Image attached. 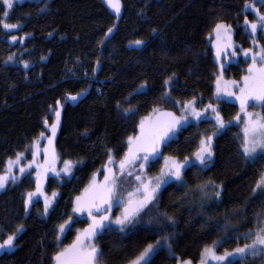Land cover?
Instances as JSON below:
<instances>
[{"label":"trees","instance_id":"obj_1","mask_svg":"<svg viewBox=\"0 0 264 264\" xmlns=\"http://www.w3.org/2000/svg\"><path fill=\"white\" fill-rule=\"evenodd\" d=\"M121 4L122 15L116 21L103 0H49L42 13L40 2L23 0L14 5L6 21L19 23L20 27L0 30V172L9 157L25 151L26 145L41 138V132L46 134L45 129L56 119L49 106L54 109L57 100L61 115L56 149L62 159L84 161L71 180L61 185L54 178L49 180V190L58 188L61 195L47 217L42 214L41 201L35 202L29 213L24 211L25 194L36 186L33 174L25 176L22 182L9 184L0 193V229L4 230L0 241L6 238V233L23 225L16 241L18 246L0 254V264H51L50 256L72 243L76 229L86 227L87 219L73 224L59 244L57 226L72 214L73 198L107 162L106 149H113L118 160L126 148L127 136L136 131L140 116L148 115L154 105L161 110H177L172 103L159 99L167 76L175 73L178 77L172 88L173 98L199 99L202 94L201 106L213 101L218 66L208 34L216 22L230 24L235 30V41L244 48L251 46V37L242 23L245 16L255 19L244 13L245 0H121ZM114 23L118 27L105 38L104 32ZM152 28L158 29L159 35L153 34ZM25 33L31 35L23 41L8 40L12 35L20 37ZM101 39L105 40L103 45ZM137 39L147 43L140 47L130 44ZM12 53L15 63L5 64ZM21 61H29L28 68ZM237 72L233 73L239 78ZM143 82L148 84L146 93L135 95L134 90ZM81 89L87 91L77 100L66 99L68 93L74 95ZM130 93L125 103L123 98ZM117 101H121V107H117ZM219 105L225 120L239 111L233 103L222 101ZM129 106L139 107V111L133 116L122 115L121 109ZM45 119L48 125L44 124ZM214 131L211 120L191 124L163 148V153L182 159L194 151L199 133ZM240 133L241 126L233 124L215 137V166L201 174V179L224 182L223 203L219 207L213 204L202 209L198 193L184 199L187 186L175 183L166 186L161 193L160 208H167L174 216L175 227L155 234L139 231L126 238L105 233L97 243L106 254H111L106 264H125V253L133 255L137 244L142 247L168 234H174L171 243L178 255L198 261L205 244L222 239L223 217L245 207L246 212L231 218L232 226L241 233L252 228V213L260 209L264 198L257 197L247 205L245 200L251 192L249 182L255 178L254 168L264 167V157L254 166L247 164L236 152ZM162 164L163 157L148 172L157 174ZM185 176L189 184L195 183L193 170ZM154 215L146 213L143 219ZM206 216L216 221L215 226L205 224ZM244 219L249 222L243 223ZM250 242V239L225 240L216 251L222 254L225 249L231 251ZM152 264H175V260L167 249H161ZM235 264H264V255H249Z\"/></svg>","mask_w":264,"mask_h":264},{"label":"snow or ice","instance_id":"obj_2","mask_svg":"<svg viewBox=\"0 0 264 264\" xmlns=\"http://www.w3.org/2000/svg\"><path fill=\"white\" fill-rule=\"evenodd\" d=\"M41 3L39 11L42 13L47 9L48 0H37ZM16 0H0V30L18 29L19 23H7L11 10L14 8ZM106 3L115 10L117 14L121 12V0H106ZM257 4L264 8V0H255V3H249L245 0V10H253L256 19L249 21L248 17L244 18L246 34L255 36L257 33L264 35V12L257 8ZM118 27L113 24L104 32V37L108 38L110 34ZM250 30V31H249ZM151 32L159 35L158 29L152 28ZM232 26L223 21L215 23L209 36L213 34L218 38L212 41L215 48V62L219 64L220 74L215 79V92L213 98L217 101H225L226 103L238 101L240 110L235 117L225 120L220 112V105L216 103H207L203 107H197L203 96H193L191 99L179 100L172 96V88L178 79L175 73L167 76L163 81V92L159 99H163L172 103L180 115L176 112L161 110L158 106H153L148 115L140 116L136 123V131L128 135L126 138V148L123 155L117 160L113 154V149H106L107 162L102 165L101 169L104 174L103 181L96 179L93 173L89 184L86 185L79 195L75 196L72 201V214L62 224L57 226V244L62 239L63 234L70 230L72 225L85 217L89 223L83 229H76V236L71 244L65 245L55 251L51 256V264H106V260L110 259L111 254L105 252V249L95 243L96 239L105 233L117 234L121 238H126L129 234L139 231L165 232L170 227H175L177 221L174 216L170 215L167 208L161 209V193L166 186L175 183L180 187H186L183 195L184 199H188L192 193H198L200 197V206L211 208L213 204L217 207L223 203L222 193L224 192V182L219 183L212 178L206 180L201 179V174L210 167H214V137L218 136L226 128L231 127L234 121L244 120V127L239 134L237 141V154L249 165H256L257 161L264 157V113L249 112L248 106L256 104L264 107V45L259 44L255 39L252 41L253 47L242 48V54L247 61L245 74L239 80H225L224 70L233 60H237L238 53L235 51L239 45L231 42ZM31 35L25 33L24 36L17 37L12 35L8 37L9 41H23L26 36ZM51 35V33H50ZM226 37L225 42L221 46L219 38ZM105 43L101 39L100 44ZM146 40L137 39L131 41L133 46H143ZM258 49V50H254ZM230 57V58H229ZM43 59V57L41 58ZM226 61V62H221ZM238 62V61H237ZM15 63V54H9L5 59V64ZM25 68H28L29 61H21ZM96 65H100L99 59ZM96 68H93V72ZM148 89L147 82H143L134 90L135 95H143ZM236 89V90H233ZM87 89H81L76 94L68 93L66 99L77 100ZM123 98L127 103L130 96ZM117 107H121V101H117ZM50 110H54L56 119L48 125L47 119L44 124L48 125L45 131L50 130L51 135L47 136L48 143L41 149L39 143L41 141L34 140L32 144L25 146V151H18L14 158L9 157L5 169L0 172V189H4L9 183L16 184L22 182L25 176H32V168L35 166L36 186L33 191L25 194L23 207L25 214L30 212V205L36 202L41 196L44 200L43 215L47 216L50 209L54 208V202L58 193L53 190L49 196L43 191L41 182L42 176H47L49 172L55 177L68 176L73 174V169L82 165L84 161L78 159H63V167L57 169L55 162L61 157L57 155L53 146V140L56 135L57 128L60 124L61 104L57 100L55 107L49 106ZM139 111V107L129 106L121 109L122 115L133 116ZM211 120L215 129L211 134L199 133V139L196 141L197 146L190 155L184 156L182 159L176 156L164 155L163 148L169 146L178 134L184 128L191 124H199L203 121ZM87 134V133H85ZM40 137L45 136V132L39 134ZM35 145V147H33ZM120 151V149H116ZM26 152H30L32 159L27 163ZM43 155V162H38L37 157ZM163 157V164L155 175H149L147 169L155 162ZM113 165L114 167H109ZM193 170V179L195 183L189 184L185 174ZM255 178L250 180V195L245 200V205L250 200L257 197L264 198V167L254 168ZM259 210L252 213L254 217L253 227L244 232H236L232 226V217L240 216L247 208L241 210H233L230 214H226L223 228L225 233L222 239L213 240L211 244H205L200 251L198 261L191 258H184L173 250L171 243L174 234L158 236L152 243L144 244L142 247L137 244L136 251L130 257L127 253L123 257L125 264H152L154 256L161 249H167L170 257L175 260V264H209L214 261L215 264H235L237 260H243L247 256L256 257L264 255V199L260 201ZM119 209V212L113 216V212ZM154 212V216H150L147 220L143 219L146 213ZM247 219L243 223H248ZM215 226L216 221L212 217L206 216L205 224ZM23 230V225H18L15 230L6 233V238L0 241V251H8L15 249L19 234ZM4 230L0 229V234ZM231 233V235L229 234ZM244 239L250 243L238 245L231 251L225 249L222 254H218L216 248L225 240Z\"/></svg>","mask_w":264,"mask_h":264},{"label":"rangeland","instance_id":"obj_3","mask_svg":"<svg viewBox=\"0 0 264 264\" xmlns=\"http://www.w3.org/2000/svg\"><path fill=\"white\" fill-rule=\"evenodd\" d=\"M21 1H23V0H16V3H17V2H21ZM28 1H37V0H28ZM48 1H49V0H48ZM103 1H104L105 4L108 6V8L114 13V15L116 16V21H118V20L120 19L121 15H122V4H121V12H120L119 14H117V13L115 12V10H114L113 8H111V7L106 3V0H103ZM16 3H15V4H16ZM249 3H255V0H253V1L249 2ZM257 8H259V10H260L261 12H264V8H261L259 4H257ZM244 13H250V14H252V15L254 16V19H256L253 10L249 9V10L246 11L245 8H244ZM247 17H248V16H247ZM248 19H249V21H252L249 17H248ZM242 25H244V22L242 23ZM244 31H245V28H244ZM249 31H250V30H249ZM245 32H246V31H245ZM250 37H251V38H250V41H251V46H250V47H253L252 41H253L254 39H255L256 41H258L259 44L264 45V35H261V34L257 33L255 36H251V35H250ZM217 39H218V38L215 36V34H213L211 37L208 38V42H209V44H210V46L212 47V50H213L214 59H215V48L213 47L212 41H216ZM225 40H226V37H224L223 35L221 36V38H219V42L221 43V46L223 45V42H225ZM231 42H232L234 45H239V46H241V47H236L235 51L239 54L238 57H237V60H233V61H231L230 65H229L228 67L225 68L223 78H224L225 80H239L240 77H241L242 75L245 74V71H244V70L247 68V64H248V63H251V60H250V59H248L247 61L245 60V58H244V56H243V54H242V48H244V47H243L240 43H237V42L235 41V30H234L233 27H232V32H231ZM254 50H258V49H254ZM229 58H230V57H229ZM237 61H238V62H237ZM221 62H226V61H221ZM217 66H218V71H217V73H216V76L220 74L219 64H218V63H217ZM228 71H230L231 74H230ZM234 71H238L237 73H240L239 78L236 76V73H235V74L233 73ZM233 90H236V89H233ZM214 92H215V83H214ZM222 101H223V100H221V101H217V100H215V99L213 98V101H212L211 103L219 104V102H222ZM231 103L235 104V105L238 107V109L240 110V107H239V103H238V101H235L234 98H233V102H231ZM196 106H197V107H203V106H201L199 103H198ZM219 110H220V109H219ZM247 110H248L249 112L264 113V107H260V106H258V105H256V104H251V105H249ZM170 111L176 112L177 115H180V113H179L178 110H176V111H175V110H170ZM193 124H195V123H193ZM233 124H239V125L241 126V131H242V129H243V127H244V120L241 119V120H239V121H234ZM59 128H60V124H59V126H58L57 133H56L55 138H54V140H53V146H54V148H55V151H56L57 155L60 156V154L58 153V151H57V149H56V142H55V141H56L57 134H58V132H59ZM48 135H51L50 130H48V131L46 132V134H45L44 137H41V138L39 139V141L42 140V141L39 143V147H40L41 149H43V147L48 143V141H47V136H48ZM43 140H44V142H43ZM213 142H214V145H215V137H214V141H213ZM33 147H35V145H33ZM214 153H215V152H214ZM26 157H27V159L24 160V161H22V163H27V160H31V159H32L31 153H30V152H26ZM60 157H61V156H60ZM37 160H38V162H41V163H42L43 160H44L43 155H39V156L37 157ZM79 166H80V165H79ZM55 167H56L57 169L63 167V159H62V157H61L60 160H58V161L55 162ZM77 167H78V166H77ZM77 167H75V168L73 169V174H69V175L66 176V177H65V176L55 177L54 174L51 173V172H49V174H48L47 176H42V177H41V182H42V184H43V191H44L45 193H47L49 196L51 195V193H52L53 190L57 191V193H58V196H57L56 201L54 202V205H55L56 202L59 200L61 193H60V189H58V188H56V189H55V188H54V189H51V191L49 190V187H50V186H49V180H50L51 178H54V179L57 181V183L61 185V184H63L64 182L69 181V180H71V179L74 177V174H75V171H76V168H77ZM109 167H114V166H113V165H109ZM148 169H149V168H148ZM148 169H147V173H148L149 175H153V174H150V173L148 172ZM31 171H32V174H33L34 179H35V172H36L35 166H33V168H32ZM95 174H96V179H97L98 181H103V179H104V174H103L102 171H97ZM154 175H155V174H154ZM91 178H92V177H91ZM35 182H36V180H35ZM9 184H11V183H9ZM9 184L6 185V187H5L4 189H0V193L3 192V191L9 186ZM88 184H89V182H88ZM88 184H87V185H88ZM79 194H80V193H79ZM79 194H78V195H79ZM76 196H77V195H76ZM73 199H74V198H73ZM38 201H41V202H42V204H43V208H44V200H43V197H42V196H41L38 200H36V202H38ZM33 204H34V203H33ZM33 204L30 205V210H31ZM50 211H51V209H50ZM50 211H49V212H50ZM117 212H119V209H116V210L113 212V216H115V214H116ZM48 215H49V213H48ZM48 215H47V216H48ZM44 216H45V215H44ZM47 216H45V217H47ZM81 219H87V218H86V216H85V217H82ZM87 221L89 222L88 219H87ZM72 227H73V225H72ZM72 227H71V228H72ZM66 233H67V231L63 234L62 239L64 238V236L66 235ZM62 239H61V241H62ZM61 241H60V243H61ZM95 243H96L97 245H99V244L97 243V239H96ZM13 250H14V249H11V250H8V251H0V254H2V253H4V252H11V251H13ZM209 264H215V262H214V261H209Z\"/></svg>","mask_w":264,"mask_h":264}]
</instances>
